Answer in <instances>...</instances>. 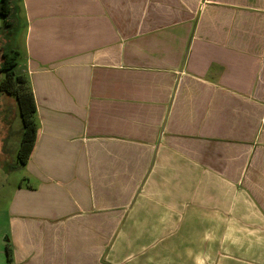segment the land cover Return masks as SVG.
<instances>
[{"label": "crops", "instance_id": "0c3cea01", "mask_svg": "<svg viewBox=\"0 0 264 264\" xmlns=\"http://www.w3.org/2000/svg\"><path fill=\"white\" fill-rule=\"evenodd\" d=\"M9 1L37 136L19 165L0 92V264H264V0Z\"/></svg>", "mask_w": 264, "mask_h": 264}, {"label": "trees", "instance_id": "16d2710c", "mask_svg": "<svg viewBox=\"0 0 264 264\" xmlns=\"http://www.w3.org/2000/svg\"><path fill=\"white\" fill-rule=\"evenodd\" d=\"M10 14V1L1 0L0 16L2 18V32L7 30L11 25L9 20ZM17 57V51H0V73L4 74L2 80H0V92L7 96H12L19 109L22 132L17 150V162L19 165H24L29 159L37 136L36 105L26 76L17 75L14 72Z\"/></svg>", "mask_w": 264, "mask_h": 264}, {"label": "rangeland", "instance_id": "374dc122", "mask_svg": "<svg viewBox=\"0 0 264 264\" xmlns=\"http://www.w3.org/2000/svg\"><path fill=\"white\" fill-rule=\"evenodd\" d=\"M7 36H13V41L16 46L20 44L21 40V33L19 28H16V26L13 27V30L9 31ZM9 39V38H7ZM16 41V42H15ZM21 47H19L20 49ZM15 72V69H14ZM9 117H11L10 123L12 125L10 126V131L8 132V139L11 141V144L19 140V132H22V121L20 117V113L18 111H13L11 114H9ZM3 158V156H0V159ZM15 154L13 150V146L8 148V157L4 160H0V235H2V228L4 219H6V206L9 200V193H10V187L16 182L21 181V172L20 170H10L9 168L11 165L15 162ZM3 168V169H2ZM8 171V172H7ZM3 244L0 239V250L3 248Z\"/></svg>", "mask_w": 264, "mask_h": 264}]
</instances>
